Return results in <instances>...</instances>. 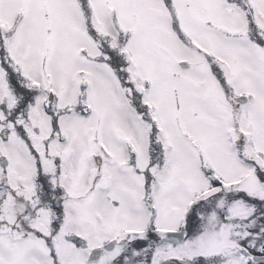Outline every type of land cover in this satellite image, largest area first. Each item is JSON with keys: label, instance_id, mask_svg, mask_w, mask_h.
I'll return each mask as SVG.
<instances>
[{"label": "rangeland", "instance_id": "1", "mask_svg": "<svg viewBox=\"0 0 264 264\" xmlns=\"http://www.w3.org/2000/svg\"><path fill=\"white\" fill-rule=\"evenodd\" d=\"M34 154L51 172L61 166L67 227L88 245L114 225L179 227L198 194L213 196L190 217L198 234L161 249L234 264L224 255L264 216V0H0V173L11 187L34 192ZM232 189L253 199L230 205ZM1 227L0 264H53ZM58 246L62 262H81L83 250Z\"/></svg>", "mask_w": 264, "mask_h": 264}, {"label": "flooded vegetation", "instance_id": "2", "mask_svg": "<svg viewBox=\"0 0 264 264\" xmlns=\"http://www.w3.org/2000/svg\"><path fill=\"white\" fill-rule=\"evenodd\" d=\"M34 155L37 157L36 164L38 166L36 171L33 172L34 182L32 184L35 183L34 192H31V189L27 187L24 188L19 183H15L16 185L14 184L11 187L7 182L8 179L6 181L5 173H0V187L6 185L9 187L8 191H10L11 197L9 204L11 207L7 213L12 214L10 217L6 216V211L3 213L6 203L1 202L0 224L2 225L1 229L4 234H6L7 225H9L13 234L19 236L20 241L32 240V243L36 244L37 250L39 249L40 253L48 254L53 264H65L59 257V242L62 244L69 243L76 249L83 250L84 255L81 257L79 264H224L222 263L224 260L223 256H206V254L201 253L198 255L195 249L185 254L169 253L166 252L168 250L161 249L165 245L182 246L187 240H192V236L198 234L199 228L197 227V222L192 223L191 221L189 226L187 220H185L182 226L171 227L177 231H184V239L180 242L175 237L165 238V236H160L147 226H141L140 228L124 227L116 230L117 227L114 225L110 227L111 234L107 238L102 241L100 240L97 244L88 245L87 240L80 231H70V228L67 227L68 222L72 220L69 217L71 207L66 202L71 200L72 196L67 184L61 182V167L58 166L56 169L58 172H51L50 168L44 167L38 154ZM2 157L4 156L0 158L1 166L4 164L1 161ZM3 167L5 169L8 168V166ZM143 170L145 172H141L142 175L150 174L149 168H144ZM94 175L100 178L101 176L105 177L104 181L106 184L112 177L111 173H103L101 168H96ZM32 184H30V187H32ZM83 185H87V183L85 182ZM82 188H84V194L81 193L80 197L89 196L91 191L85 187ZM224 196L233 199L245 197V193L237 189L224 194ZM106 199L114 208L120 206L117 200L109 196H106ZM44 212H47V215L44 216ZM194 216L197 219V210ZM43 217L47 218L46 221L40 220L44 219ZM249 222L251 223V221ZM254 222V232L256 234L244 237L240 240L242 245H239V249L234 250L232 254L224 255V257H230L231 255V257L237 259L233 261L234 264H264V236L260 231H257V228L262 224V216H256ZM114 223L112 222V224ZM122 229L124 231H135L132 234L124 236ZM144 229L147 230L144 234L138 232ZM245 229H250L248 224L245 226ZM245 229L243 228L241 232ZM157 249H161V251L157 252ZM84 257H87V261L84 260Z\"/></svg>", "mask_w": 264, "mask_h": 264}, {"label": "water", "instance_id": "3", "mask_svg": "<svg viewBox=\"0 0 264 264\" xmlns=\"http://www.w3.org/2000/svg\"><path fill=\"white\" fill-rule=\"evenodd\" d=\"M2 162L4 163V165H6V163H7V159H2ZM175 237V239H177V241H180L181 239H182V233L180 234H177V233H170V234H168V237Z\"/></svg>", "mask_w": 264, "mask_h": 264}, {"label": "trees", "instance_id": "4", "mask_svg": "<svg viewBox=\"0 0 264 264\" xmlns=\"http://www.w3.org/2000/svg\"><path fill=\"white\" fill-rule=\"evenodd\" d=\"M199 220V219H198ZM199 224H201V223H199ZM262 235L264 236V232L262 231Z\"/></svg>", "mask_w": 264, "mask_h": 264}]
</instances>
